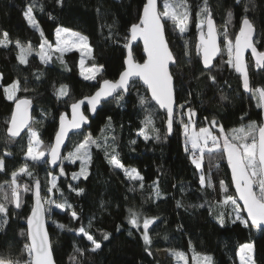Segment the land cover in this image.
Instances as JSON below:
<instances>
[{
	"label": "trees",
	"instance_id": "trees-1",
	"mask_svg": "<svg viewBox=\"0 0 264 264\" xmlns=\"http://www.w3.org/2000/svg\"><path fill=\"white\" fill-rule=\"evenodd\" d=\"M146 0H36L37 8L34 15L44 31L45 37L54 42L55 29L63 26L80 32L89 37L93 48L96 64L104 65L103 78L116 80L123 71L125 49L123 39L129 34L128 30L134 23H138L141 10ZM32 0H0V30L7 31L13 40L19 39L23 43L31 42L35 49H39L41 38L39 33L32 29L25 20L23 12L26 5ZM162 0H159V6ZM192 6V23L189 31L181 37L173 31L169 22L166 25V38L169 47L177 58V65L173 69L176 73L175 85L177 88V104L189 101L190 107L202 108L207 120L202 124L209 126L215 119L223 125L226 132L239 128L249 121L261 122V110L256 107L257 100L243 90L239 76L233 69L222 62L227 59L218 57L214 61L216 84L213 85L207 76H200L203 68L195 56L194 45L197 42V29L195 28L198 6L202 0H190ZM43 11H39V6ZM213 18L217 26L223 25L227 11L233 12V26L230 33L238 31L241 17L245 15L244 4L239 6L235 0H209ZM246 13L252 20L255 28L256 47L264 51V0H255V7L249 5ZM49 14L55 19H49ZM111 26V27H109ZM110 34L115 37V42L110 39ZM222 39V38H221ZM187 40L192 49V58L184 55V42ZM18 49L10 46L8 49L0 48V73L4 74L5 83H10L19 77L22 87L28 91L18 93L20 98H29L34 106L33 120L42 123H33L32 127L39 131L45 144H50L58 126L61 114H68L72 102L90 96L98 87V81H86L80 77L79 53L71 51L63 56L62 64L56 58L49 65H43L34 53L29 57V63L22 65L18 62ZM134 58L142 62L141 47H133ZM90 64L93 61L90 60ZM35 73H42L36 79ZM250 84L252 87L264 86V70L255 68L249 63ZM200 76V79H196ZM26 80V83H25ZM61 84L69 88V96L57 99L55 89ZM192 95L188 96V92ZM221 95L228 97L221 100ZM146 98L145 105L141 106L139 100ZM12 102H8L0 94V152L5 148L13 153L6 159L8 173L19 169L25 163L24 155L28 143L27 132L14 143L6 144L5 121L10 117ZM177 118L173 124V133L166 136L165 114L161 113L148 98L147 92L138 83L124 96L118 106L116 103H106L101 106L96 116L90 120L89 127L79 134L70 137L65 155L74 146L81 142L84 135L91 133L93 137H101V129L105 128L107 118H112V129L106 130L103 135L116 137V144L121 161L127 167H135L144 177V187H139V182L128 180L122 170L114 169L105 159L102 150L93 149L92 163L89 167V176L85 180L80 178L72 180L71 174L79 171V161L75 164L67 160L63 162L66 176L60 177L58 183L63 189L64 197L57 192L54 199L58 202L67 199L73 206L80 219H70L71 210L63 212L52 211L47 217V228L53 246V257L56 264H74L70 257H77L80 264H176L170 255L169 249L185 252L189 264H193V249L197 252L209 254L213 257V264H235L239 246L246 242L255 245V258L257 264H264V231L256 228H244L239 223L232 224L226 219L221 227L215 218L220 211L212 208L217 201L225 197L220 190V181H225L228 186L227 195H233L228 170L221 158L220 152L205 154L203 170L206 177L210 174L213 187L202 189L199 184V172L191 163L189 153L184 151L183 127L179 122L180 109L176 108ZM42 112H47V118L42 119ZM149 113L155 121V126L160 129L159 141L150 139L145 141L138 135L144 128L142 121ZM198 127L201 125L196 123ZM214 133L219 129L213 128ZM154 137L155 133L149 132ZM136 141L132 144L131 141ZM31 164L30 161H28ZM42 182V189L48 179L47 165H37L31 169ZM57 168L53 174H58ZM0 173V181L7 179ZM24 183H30V178L22 177ZM158 181L161 196L157 198L153 191V182ZM68 184L73 187L83 188L82 195H76L68 189ZM43 190L41 195L43 194ZM235 197V196H234ZM22 208L16 210V215L9 222L5 233H0V258H15L20 255L25 239L19 235L21 228H26L25 217L31 209V192L24 194ZM180 201L181 207H177ZM103 205V207H101ZM200 205H204L201 207ZM133 208L148 217H159L150 226L149 234L152 238L149 256L140 236V231L128 223V209ZM11 211V209H10ZM230 211L229 206L224 209ZM92 221L90 233L97 241L101 242V249L91 252L90 242L78 236L68 228L78 229L81 225L87 226ZM68 226L60 230L53 223ZM119 228V230H117ZM109 233V239L103 240L102 233ZM129 232L132 235H129ZM167 237V239H165ZM191 241V245L189 244ZM75 248H87L85 255L80 256ZM163 250L166 258L160 259L156 251Z\"/></svg>",
	"mask_w": 264,
	"mask_h": 264
},
{
	"label": "snow or ice",
	"instance_id": "snow-or-ice-1",
	"mask_svg": "<svg viewBox=\"0 0 264 264\" xmlns=\"http://www.w3.org/2000/svg\"><path fill=\"white\" fill-rule=\"evenodd\" d=\"M241 3L244 4L245 15L241 17L239 30L233 38L230 33L233 26L232 10L227 11L223 25L218 27L213 18L209 0H202V4L198 6L195 13V28L198 32V40L194 45L195 56L198 58V62L203 65L200 76L206 75L207 79L215 85L217 81L216 76L213 74L215 70L213 62L218 56L223 58L226 54L227 59H222V62L240 74L244 91L250 93L257 100V108L264 110V86H251L249 64L245 58V53L250 50L251 58H254L255 68L264 70V51H260L256 47L258 43L254 39L256 28L246 14L250 10L249 5L252 8L255 7V0H235L237 6ZM57 4L62 5L63 0H57ZM36 8V0H32L31 3L26 5L23 16L27 24L39 33L41 38L39 49L36 50L31 42L23 43L19 39H11L9 33L2 30H0V48L8 49L10 46H14L15 49H18L16 58L22 65H27L29 57L35 53L45 66L53 62L54 56L63 64L64 54L75 50L81 53L79 67L83 79L97 81L99 77L100 80L94 94L71 103L70 120H68L67 114L60 115L54 143L46 145L39 131L32 127L33 123H42V120L35 121L30 116L32 100L18 96L19 92H27L28 89L22 87L19 77L13 79L10 83H5L4 74L0 73V94L3 95L6 101L14 104L10 117L5 121V124L9 125L6 129V144L14 143L15 138L20 137L25 128L28 129V143L24 155L25 163L19 169L8 173L6 159L12 156L13 153L8 151L7 148L0 152V173L8 176L7 179L0 181V233H5L9 222L16 215V210L22 208L24 194L31 192L34 197V205L30 214L25 217L26 228H21L19 233L25 239L20 255L15 258H0V264H55L52 241L46 227V217H49L53 208H55L62 211L71 210L69 215L73 221L80 219L67 199L58 202L57 199L53 198L57 192L60 197H64L63 189L58 181L60 177L67 175L63 164L65 160L72 164L79 161V171L71 174L72 180H78L81 177L86 180L92 163L93 149L102 150L110 166L122 170L128 180L139 182L141 189L144 187V177L139 170L135 167H127L119 158L120 153L116 144V137L111 136L109 138L107 135H103L106 130L112 129V118L110 116L107 118L108 122L105 128L101 129V137H93L91 133H88L66 155H62L61 152L69 133L81 129L82 125L88 123V116L85 115V112L90 111L95 114L98 106L106 103L114 102L119 106L121 101L124 100L125 94L139 82L147 87V90L151 93V100L155 101L159 108L166 113L165 138L173 131V124L177 118L176 108L178 107L181 110L179 122L183 127L185 138L184 151L190 154L191 163L199 172V184L202 189L206 185L214 188L211 175L209 174L206 177L203 170L205 154L220 152L221 158L226 157L227 164L231 169V181L235 186L238 198L227 195L228 186L225 181L221 180L220 190L226 195L222 200L209 206L210 214L213 207L220 209L215 217L219 225L224 227L227 219L232 224L239 223L244 228L264 230V122L249 121L246 125L242 124L239 128L226 132L223 125L212 119L209 126L197 128L195 119L197 112L194 108L188 106L189 101L177 104L176 73L173 70L177 65V58L169 47V41L166 38V25L170 22L173 31L178 32L181 37L189 31V26L192 23L190 0H162V6H158V0H146L139 22L132 24L128 30L129 34L123 38L125 40L123 48L127 50V55L123 62V71L120 72L119 78L116 80L103 78L104 65L95 63L93 48L89 43L88 36L58 25L55 29V42H50L45 37L44 31L34 15ZM39 11H43L42 5L39 6ZM49 19L55 18L49 14ZM109 38L119 43L111 34ZM137 40L143 41V52L146 58L142 63L137 61L133 54L132 44L133 41ZM184 49V55L191 62L192 49L187 40L184 42ZM87 60H91L93 63L86 66ZM35 75L36 79H39L42 73H35ZM200 76H197L196 79H200ZM55 95L57 99L68 97V86L61 84L59 88L55 89ZM191 95L192 93L189 91L188 96ZM220 99L226 100L228 97L221 95ZM139 103L141 106L145 105L146 98L141 97ZM47 115V112H42V119L47 118ZM142 123L144 128L141 129L138 135L143 136L145 141L153 138L157 141L161 139L160 129L155 126L151 113L145 116ZM213 128L219 129V132L214 134ZM149 132L155 133V136H150ZM131 143L135 144L136 141L133 140ZM37 165H50L53 168V171L47 174L48 179L43 189L41 180L31 170ZM56 168L59 169V172L53 174ZM22 177L30 178V183L22 182ZM152 187L155 196L159 198L161 191L158 181H154ZM68 189L78 196L84 193L83 188L73 187L71 184H68ZM42 190L45 191L43 196L41 195ZM238 200L243 203H238ZM181 206L180 201H177V207ZM200 206L203 207L204 205ZM228 206L231 207V211L226 214L224 209ZM244 213H246V216ZM158 219L159 217L143 215L133 208L128 209V223L138 231L142 229L140 236L149 256L152 255L150 246L153 242L149 229ZM53 223L60 230H65L68 227L56 221H53ZM91 227L92 221L89 220L86 227L81 225L78 229L68 228V230L75 232L76 235L82 238H86L91 245L90 251L96 252L101 249L102 245L90 233L89 229ZM102 235L103 240L109 239V233L104 232ZM129 235H132V233L129 232ZM189 244L191 245V241H189ZM74 251L83 256L88 249L75 248ZM168 251L175 258L176 264H189L185 252L176 249H169ZM237 255L239 264H257L253 242L241 244ZM70 260L74 264H80L75 256L70 257ZM192 261L193 264H213V257L193 249Z\"/></svg>",
	"mask_w": 264,
	"mask_h": 264
},
{
	"label": "water",
	"instance_id": "water-1",
	"mask_svg": "<svg viewBox=\"0 0 264 264\" xmlns=\"http://www.w3.org/2000/svg\"><path fill=\"white\" fill-rule=\"evenodd\" d=\"M145 2H146V1H145ZM158 6H159V0H158ZM142 10H143V7H142ZM142 10H141V15H142ZM141 15H140V16H141ZM138 22H139V21H138ZM238 30H239V29H238ZM237 32H238V31H237ZM254 39H255V36H254ZM196 40H198V33H197V36H196ZM136 45H139V46L141 47L142 56H143V58L145 59V58H146V55H145V53L143 52V41H142V40L133 41L132 46L134 47V46H136ZM126 55H127V50L125 49V58H126ZM218 57H219V56H218ZM218 57H217V58H218ZM125 58H124V59H125ZM217 58H216V59H217ZM245 58H246V61L248 62V64H249L250 62H252V63L254 64V58H251L250 50H249L248 52L245 53ZM144 59H143V60H144ZM216 59H215V60H216ZM215 60H214V61H215ZM142 62H143V61H142ZM142 62H141V63H142ZM213 63H214V62H213ZM201 65H202V63H201ZM202 66H203V65H202ZM232 69H233V68H232ZM233 71H234V73H235L237 76H239L240 81H241V84H242V77L240 76V74L237 73L234 69H233ZM118 78H119V76L117 77V79H118ZM138 84H139L142 88H144V89L146 90L147 95H148V98L150 99V101L156 106V108H157L161 113H164V114H165V119H166V113H165V111H164L163 109H160L159 106L155 103V101L151 100V93L147 90V87H146L145 85H143L142 82H139ZM98 86H99V85H98ZM242 87H243V86H242ZM96 90H97V88H96ZM96 90H95V91H96ZM243 90H244V89H243ZM95 91L93 92V94L95 93ZM128 93H129V92H128ZM128 93H127V94H128ZM127 94H125V96H126ZM91 95H92V94H91ZM91 95H90V96H91ZM102 105H103V104H102ZM102 105L98 106V108H97V112H98V110L101 108ZM13 108H14V104L12 105V110H11V112L13 111ZM260 110H261V122H264V110H262V109H260ZM97 112H96L95 114L91 113L90 111L85 112V115L88 116V123L82 125L81 129H79V130H73V131H71V132L69 133V137L66 139L65 144H64V145L62 146V148H61L62 155L64 154V151H65V149H66V146H67V144H68V141H69L70 137H71L72 135H74V134H79V133H81L84 129H87V128L89 127L90 120L93 119V118L96 116ZM33 113H34V106H33V104H32V107H31V109H30V116H31L32 118H33ZM67 118H68V120L71 119V107H70V106H69V108H68ZM58 125H59V119H58ZM8 126H9V125H7V127H8ZM57 129H58V126H57ZM57 129H56V130H57ZM165 129H166V123H165ZM27 131H28V129L25 128V129L21 132V136H22L23 134H25ZM172 133H173V131H172ZM172 133H171L170 135H167V136H168V137L171 136ZM21 136H20V137H21ZM54 136H55V134H54ZM20 137H17V138H15V139H19ZM51 143H54V137H53ZM224 163H225V166H226V168H227V170H228L229 179H230V183H231V187H232V190H233L234 196L238 198V194H237L236 191H235V186H234V184H232V181H231V169H230V167H229L228 164H227V159H226V157H224ZM47 167H48V169H49L50 171H53L52 166L47 165ZM56 169H57V168H56ZM56 169H55V170H56ZM238 203L242 204L243 202L238 200ZM33 205H34V197H33L32 193H31V208H32ZM30 211H31V209H30ZM29 214H30V212H29ZM244 215L246 216V213H244ZM47 224H48V222H47V217H46V227H47ZM25 226H26V223H25ZM47 229H48V228H47ZM263 231H264V230H263ZM53 258H54V257H53ZM55 264H56V263H55Z\"/></svg>",
	"mask_w": 264,
	"mask_h": 264
},
{
	"label": "rangeland",
	"instance_id": "rangeland-1",
	"mask_svg": "<svg viewBox=\"0 0 264 264\" xmlns=\"http://www.w3.org/2000/svg\"><path fill=\"white\" fill-rule=\"evenodd\" d=\"M160 6H162V3L160 4ZM54 42H55V37H54ZM53 42V43H54ZM36 50H38V49H36ZM75 51V50H74ZM79 53V61H80V59H81V53L80 52H78ZM35 54V53H34ZM56 55H59V54H56ZM53 58H55V56L53 57ZM90 62V60H87L86 61V66H90L91 64L89 63ZM79 70H80V67H79ZM80 77L83 79V77L81 76V74H80ZM132 89V88H131ZM196 110V112H197V116H196V123H198V124H200L201 126L200 127H202V126H206V125H204V124H202V121H204V119L206 118V114H205V111L202 109V108H196L195 109ZM187 118L185 117V120H186ZM197 128H199L198 126H197ZM214 133V132H213ZM214 134H216V133H214ZM67 154V153H66ZM65 154V155H66ZM22 179V178H21ZM23 182V181H22ZM44 193L42 194V196L43 195H45V191H43ZM229 208H230V211H231V207L229 206ZM53 211H58V212H63L62 210H59V209H55V208H53ZM238 253V252H237ZM156 255L158 256V258H160V259H164V258H166V253H165V251H163V250H159V251H156ZM235 264H239V258H238V255H236V263Z\"/></svg>",
	"mask_w": 264,
	"mask_h": 264
}]
</instances>
